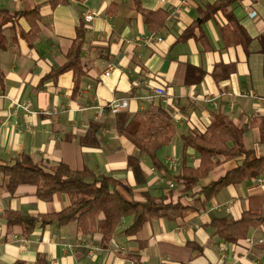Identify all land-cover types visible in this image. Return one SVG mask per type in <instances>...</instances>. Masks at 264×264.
Returning <instances> with one entry per match:
<instances>
[{"label": "crops", "instance_id": "1", "mask_svg": "<svg viewBox=\"0 0 264 264\" xmlns=\"http://www.w3.org/2000/svg\"><path fill=\"white\" fill-rule=\"evenodd\" d=\"M216 1L141 0L144 8H163L170 14L163 29L151 32L135 10L134 0H68L56 6L51 0H0V9L10 12L40 5L41 15L36 41L28 36L31 24L26 15L11 16L4 25L0 163L24 152L46 165L64 162L72 169L90 167L121 180L119 190L128 199L144 201L146 191L160 195L173 188V199L187 206L180 216L146 222L134 235L125 233L133 217L123 218L106 248L101 233H81L76 221L39 225L30 235L20 226H9L4 217L7 209L29 215L59 212L71 204V197L56 193L51 201H44L34 184L23 183L10 192L0 181V264L17 259L33 264L41 255L50 264H126L129 259L137 264H264V222L237 243L220 238L209 225L215 217L241 218L250 197L264 196V172L229 184L207 202L204 187L237 167V160L215 167L189 193H182V185L173 179L183 163L196 167L200 162L195 149L184 151L182 136L206 131L217 113L246 128V147L264 155L259 128L249 127L254 117L264 116V0H237L231 6L251 38L247 47L226 45L222 28L228 19L223 10L197 25L195 35L180 40ZM88 10L97 12L90 22L85 20ZM82 19L87 28L83 51L87 74L75 96L73 71L49 74L67 62ZM111 63L115 67L108 70ZM189 67L205 70L204 78L187 83ZM216 68L230 75L216 80ZM157 86L165 88L166 96L148 100L146 96ZM114 101L127 102L126 110L132 113L158 106L171 112L177 133L158 151L169 173L156 170L145 154H140L142 175L128 165L129 157L139 151L117 133L116 114L108 108Z\"/></svg>", "mask_w": 264, "mask_h": 264}, {"label": "trees", "instance_id": "2", "mask_svg": "<svg viewBox=\"0 0 264 264\" xmlns=\"http://www.w3.org/2000/svg\"><path fill=\"white\" fill-rule=\"evenodd\" d=\"M237 0H218L209 4L193 24L182 34L180 40L195 35L197 25L201 26L207 19L223 10L228 23L222 28V36L226 45L241 43L246 47L251 38L235 16L231 6ZM68 0H51L53 6L66 3ZM135 10L141 14L147 28L158 32L168 22L170 14L163 8L147 9L141 0H134ZM26 15L31 24L28 36L36 41L40 33V5L30 10L10 12L0 9V47L4 46V25L11 16ZM87 28L82 19L76 26V36L67 54V62L57 67L49 76H58L65 71H73L74 95L81 89L82 79L87 74L83 64V51ZM263 38V36H262ZM264 49V46H263ZM188 68L187 83L201 81L206 72L197 67ZM195 73V77L193 76ZM214 78L221 80L230 75L220 68L213 71ZM4 77L0 68V80ZM115 124L117 133L128 138L139 153L129 157L128 165L134 171L141 172V155H147L153 167L163 174L169 173V167L159 158L158 151L169 145L177 133V127L172 114L164 107L147 108L132 113L123 110L116 113ZM249 127L260 130V141L264 143V116H256ZM246 128L239 127L228 115L217 113L206 131H191L182 136V147L195 149L200 157L199 165L194 167L183 163L181 170L173 176L175 182L182 185L181 192H192L197 183L206 178L217 166L229 160H237L238 166L228 171L226 175L204 187V202L210 200L221 189L233 183L259 176L264 172V155H258L253 148H247L244 142ZM141 154V155H140ZM140 175V174H139ZM138 179L142 178L138 176ZM143 180V179H142ZM0 181L6 182L10 192L18 185L30 183L37 186V196L44 201H51L56 193H67L71 204L59 212L29 215L18 210L7 209L4 217L9 226H20L25 235H30L41 225L57 222L60 225L77 222L78 230L84 234L99 232L103 235L102 246L108 247L123 218L132 216V224L125 230L128 235H134L143 225L155 218L177 217L187 209L180 200L175 201V190L154 195L146 191L145 200L128 199L119 190L121 180L104 173H98L90 167L72 169L68 164L59 162L54 165L35 160L30 154L19 153L0 163ZM140 182V181H139ZM249 208L239 219L230 216L215 217L209 225L215 227L216 234L225 241L237 243L246 238L249 230L264 222V196H253L249 200ZM131 258H135L132 257ZM12 264H29L24 259H17ZM33 264H50L44 255L38 257Z\"/></svg>", "mask_w": 264, "mask_h": 264}, {"label": "built area", "instance_id": "3", "mask_svg": "<svg viewBox=\"0 0 264 264\" xmlns=\"http://www.w3.org/2000/svg\"><path fill=\"white\" fill-rule=\"evenodd\" d=\"M96 15H97V12H96V11H94V10H88L87 13H86V15H85V20H86V22H90V21H92V20L95 18ZM157 39H158V40H161L162 38H161V37H158ZM151 40H152V37H150V38L148 39V41H151ZM114 67H115V65L111 63V64L108 65V70H111V69H113ZM164 96H166V90H165V88L160 87V86H157V87L153 88V89L148 93V95L146 96V98H147L148 100H150V101H153V100H154L155 98H157V97H164ZM14 105L18 107V106H20V103L15 102ZM28 105H29V104H26L24 107H25V108H28ZM127 107H128L127 102H121V103H120V102H116V101L112 102V103L108 106V108L110 109V111H111L112 113H114V114H116V113H118V112H120V111L126 110ZM103 112H104V108L101 107V108L99 109V115L101 116V115L103 114ZM171 162H172L173 165L176 164V160H175V159H172ZM99 249H100L99 247H94V248H93V250H94L95 252H98ZM126 264H137V263H136L134 260L129 259V260L127 261Z\"/></svg>", "mask_w": 264, "mask_h": 264}]
</instances>
